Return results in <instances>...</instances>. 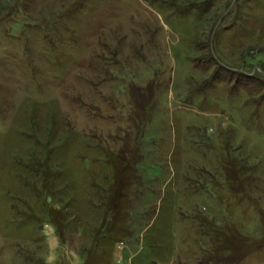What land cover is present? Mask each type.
<instances>
[{
	"label": "rangeland",
	"instance_id": "1",
	"mask_svg": "<svg viewBox=\"0 0 264 264\" xmlns=\"http://www.w3.org/2000/svg\"><path fill=\"white\" fill-rule=\"evenodd\" d=\"M0 264H264V0H0Z\"/></svg>",
	"mask_w": 264,
	"mask_h": 264
},
{
	"label": "water",
	"instance_id": "2",
	"mask_svg": "<svg viewBox=\"0 0 264 264\" xmlns=\"http://www.w3.org/2000/svg\"><path fill=\"white\" fill-rule=\"evenodd\" d=\"M222 16H223V15H222ZM222 16H220L219 21H220V19L222 18ZM219 21H218V22H219Z\"/></svg>",
	"mask_w": 264,
	"mask_h": 264
}]
</instances>
